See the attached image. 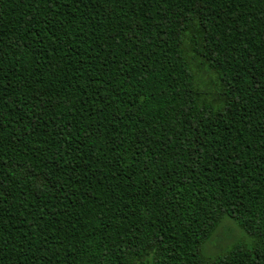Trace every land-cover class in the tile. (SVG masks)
Here are the masks:
<instances>
[{"label": "trees", "instance_id": "trees-1", "mask_svg": "<svg viewBox=\"0 0 264 264\" xmlns=\"http://www.w3.org/2000/svg\"><path fill=\"white\" fill-rule=\"evenodd\" d=\"M0 264H264V0H0Z\"/></svg>", "mask_w": 264, "mask_h": 264}, {"label": "rangeland", "instance_id": "rangeland-1", "mask_svg": "<svg viewBox=\"0 0 264 264\" xmlns=\"http://www.w3.org/2000/svg\"><path fill=\"white\" fill-rule=\"evenodd\" d=\"M195 70L205 92L209 94L211 92L215 96L219 89L216 76L212 72L199 69L198 66H196ZM235 245L251 248L253 246V238L240 227L237 221L230 217H225L215 233L204 245L203 255L208 259H215Z\"/></svg>", "mask_w": 264, "mask_h": 264}]
</instances>
